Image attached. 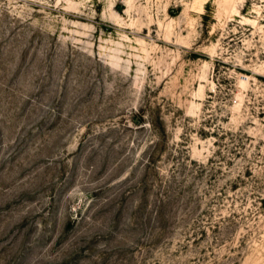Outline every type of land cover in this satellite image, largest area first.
<instances>
[{
	"label": "rangeland",
	"instance_id": "374dc122",
	"mask_svg": "<svg viewBox=\"0 0 264 264\" xmlns=\"http://www.w3.org/2000/svg\"><path fill=\"white\" fill-rule=\"evenodd\" d=\"M0 264H264V0H0Z\"/></svg>",
	"mask_w": 264,
	"mask_h": 264
}]
</instances>
